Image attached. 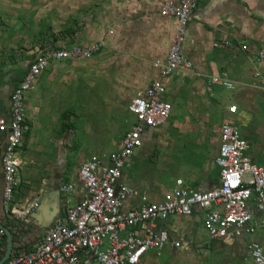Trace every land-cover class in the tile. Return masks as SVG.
I'll list each match as a JSON object with an SVG mask.
<instances>
[{"label":"rangeland","instance_id":"rangeland-1","mask_svg":"<svg viewBox=\"0 0 264 264\" xmlns=\"http://www.w3.org/2000/svg\"><path fill=\"white\" fill-rule=\"evenodd\" d=\"M178 1L23 0L26 13L21 18L28 20L26 32L35 35L38 49L74 45L99 49L88 60L50 68L44 74L48 79L44 90L39 79L35 89L41 92L39 113L28 120L22 148L26 152L28 147L31 163L26 160L21 176L27 170L33 176L44 174V162L60 152L68 165L66 175L71 176L84 158L116 150L130 127L129 98L180 31L174 18L160 17V9ZM196 7L181 47L191 66L173 75L170 117L146 143L147 151L125 170L135 187L144 189L140 193L155 197L172 189L177 180L199 189L211 187V175L218 172L213 163L218 128L232 105L245 117L234 124L248 141L249 157L264 166V103L256 92L241 89L248 83L255 55L264 53V0H196ZM222 66L230 73L227 90L209 82ZM258 69L264 73V62ZM21 176L18 173L19 180ZM27 189L21 178L20 196ZM186 220L187 228L190 218ZM197 228L182 231L190 240L187 252L164 248L150 254V264H250L243 242L213 241L201 225Z\"/></svg>","mask_w":264,"mask_h":264},{"label":"built area","instance_id":"built-area-1","mask_svg":"<svg viewBox=\"0 0 264 264\" xmlns=\"http://www.w3.org/2000/svg\"><path fill=\"white\" fill-rule=\"evenodd\" d=\"M196 0L167 2L160 16L174 18L177 32L163 59H155L156 77L144 88L135 91L128 111L131 127L122 137L117 151L92 155L85 159L75 179L59 187L68 197L81 190L79 200L66 205L64 213L41 235H33L31 216L39 207L38 199L18 200L20 163L17 151L26 130L24 96L31 91L50 63L66 60H88L98 51L97 45L86 48L70 46L40 50L10 95V118H0V134L4 138L0 155L2 171V211L0 224L12 235V250L1 264H140L150 251H162L167 245L186 251L189 243L173 238L156 222L171 217H189L202 212V228L211 240L241 239L251 264H264V247L254 240V215H264V168L251 164L248 142L228 118L219 129V146L214 164L219 177L215 187L196 191L175 181L172 189L159 200L143 194L132 202L134 189L122 180L129 158L142 148L148 130L160 129L167 122L172 106L163 100L166 81L180 68L191 65L181 52L185 27L196 11ZM229 46L230 43L226 42ZM246 49V47L244 46ZM264 62V53L254 57V64ZM254 87L264 95V76L256 68ZM211 84L231 88L227 73L212 77ZM236 106L227 113L235 115ZM65 198V202L68 200ZM6 249V237L0 228V260Z\"/></svg>","mask_w":264,"mask_h":264},{"label":"crops","instance_id":"crops-1","mask_svg":"<svg viewBox=\"0 0 264 264\" xmlns=\"http://www.w3.org/2000/svg\"><path fill=\"white\" fill-rule=\"evenodd\" d=\"M70 1H72V0H67V2H70ZM24 10L25 9H24L23 0H17V1L16 0H0V24H1V27H0V118H3L5 120H9V118H10V110H11L10 95H11L14 87L17 85V83L21 80V78L23 77V75L27 71L29 64L32 62V60L34 59L37 52H39L40 50H43V49H47V48H64L62 46H52V47L47 46L43 49H38L37 47H35L34 46L35 45V35H33V34L31 35L30 32H26V29L28 28V25H29L28 20H26L25 18L24 19L21 18L23 13H26ZM161 18L168 19V18H164V17H161ZM25 43H26V49H24ZM244 46L245 45H242V49L247 51V49H245ZM167 50H168V48H167ZM167 50H166V53H167ZM166 53H165V56H166ZM165 56L158 57V59H163ZM66 61H74V60H66ZM60 62H64V61H58V62L50 63L48 68L39 77V79L42 78L43 83H42L41 87L43 90L45 89L46 84L48 82V79H47V77L44 76V74L50 68L54 67L57 63H60ZM251 68H252V70L250 73V77L248 79V83H247V85H244L243 88H241V89L244 90L247 88V90H252V91L256 92L260 96V101L262 103H264L263 93H261L260 91H258L254 87L255 80L253 78V72L256 68H258V66L254 65ZM221 72L227 73V77L230 80V73H229L228 68L223 67V66L220 67L218 73L215 76L219 75ZM262 74L264 76L263 72H262ZM173 75H174V73L166 81V92L163 96V100L170 103L171 106H172V101L171 102L169 101V100H171L169 87H170V83L172 82ZM155 77H156V70L153 68V71H152L150 77H148L146 79V82H144L143 86L137 87L135 89V91L138 89H144L151 82V80ZM39 79H38L35 87L27 93L26 100L24 103L25 112H26V121H25L26 130H25L24 135H23L22 145L17 151L18 161L20 163V166H19L20 176H21V171L23 169V165H25L26 160L28 159V161L31 163V160H30L31 156L28 154L29 153L28 147H27L26 152H23L22 148H23V143L25 145V143L27 141V135L26 134L29 131L28 120L30 117H33L35 114L39 113V106L38 105H40V103H39V100L37 99V97H38V95L41 94V92L39 93V90L37 93L35 92V91H37L35 89H36L37 85L39 84ZM210 85L211 86H219V87L224 88L221 85L211 84V82H210ZM224 89H226V88H224ZM135 91H134V93H135ZM133 95L129 98V103L126 105L128 113H129L128 106L131 102ZM51 106L52 107H58L56 104H52ZM225 114L226 115L223 118V120L228 118L234 126H235L234 123L241 122L243 119H245L243 113H241L238 109H237V112L235 115H230L227 112ZM43 115H46V112H45V114L43 113ZM223 120H222V122H223ZM52 121H55V120H52ZM133 121L134 120H133V117L131 115V121H130V125H129L130 127H131V124L133 123ZM165 124H164V126H165ZM164 126H162L160 129H162ZM220 126L218 128V133H217L215 156L217 154V150H218V146H219V129H220ZM129 128H127V130ZM160 129L148 130L146 132L145 137L143 139L142 148L137 150L136 153L129 158L128 162L126 163V166L124 167L122 180L127 185L131 186L135 191V196H134V199L132 200V202L137 203L138 199H139V195H143V194L147 195L150 198V200L156 201V200H159L162 197V195L167 192L166 191L163 194H161L160 197H155L151 193H149V194H147L146 192L140 193V192L144 191V189H142V186L140 185V186L135 187L136 182H134L130 176H127L126 172H125L126 167L130 164V162L132 161L133 158H140L147 151L146 143L149 142L151 139H153V137H154L153 135L155 133L157 134ZM243 138L246 140L245 137H243ZM121 140H122V138L119 140V142L116 146V150H113V151L118 150L120 143H121ZM3 145H4V138L0 134V155H1L2 150H3ZM248 148H249V145H248ZM107 154H109V153L102 154V155H107ZM247 156H248L251 164H253L257 167L264 168V166L257 165L251 160V158L248 155V150H247ZM87 158H84L80 163H78L77 166H75V169L72 172V175L68 176V175H66V171H69V170H67L68 165L67 164L65 165V158L63 157V154L61 155V152H60V155L56 156L55 159L51 158V159H48L44 162V164H43L44 168L42 170V172L44 174H41L38 172L37 175L33 176L35 173L31 172L30 170H27L26 175L24 174L25 175L24 177L23 176L20 177V182H21V178H22L25 181V183L28 184V189H27L26 193H24L23 196H20V190H19V194L17 195L18 200L20 201V200L25 199V198H27V199L35 198V199H38V201H39L38 209L31 216V230H32L33 235L36 236V234L37 235L43 234V232L45 230H47L53 224L55 219L64 213V209H65L67 204L73 205L79 200V198L81 196V190L80 189H78L76 191V193H74L70 197L66 198L60 194L59 187L61 184L75 179L77 169L79 168L80 164ZM29 162H28V164H29ZM213 163H214V159H213ZM214 166H215V164H214ZM215 168H217V167L215 166ZM24 170L26 171V168H24ZM36 170H38V169H36ZM218 177H219V172H217L216 170L213 171V173L211 175V178L213 180V184L211 185L210 188H207V189H199L195 186H189L183 180L182 181H183L185 186H187L193 190L205 191V190L212 189L213 187H215L217 185ZM151 188H154V187L151 186ZM1 195H2V171H1V164H0V221L3 219V215L1 216V212H3L2 211ZM65 198L68 200L67 203L65 202ZM202 216H203L202 212L199 211L198 209H196L192 216H189V217H171L165 222H159V221L156 222V227H157V229L166 230L169 233V235L173 238L182 237L190 245V240L186 237V235H184L182 233V231H184V229H187V228L191 229L192 227H195L196 228L195 230H198L197 226H199V225L202 226ZM186 218H190V220H192V222L189 220V226L190 227H187V228L184 227V225H183V221H187ZM177 221H179L178 222L180 224L179 226H177V223H176ZM190 223H191V225H190ZM253 223L255 225V234H254L253 238L255 241H257L260 245H262L264 247V215L260 214V213L255 214ZM213 241H220V240H213ZM220 242H222V243L243 242L245 244V247H246V243L241 239L220 241ZM165 248L167 251L170 250L171 253L184 252V251H180V250H174L168 245ZM187 251L188 250H186V252ZM151 253L154 254L155 252L150 251V252L146 253L144 255V257L142 258L140 264H150L149 261H151V260H150L149 256ZM246 254H247V250H246ZM247 257L249 259L248 254H247ZM249 261H250V259H249ZM250 264H251V261H250Z\"/></svg>","mask_w":264,"mask_h":264},{"label":"water","instance_id":"water-1","mask_svg":"<svg viewBox=\"0 0 264 264\" xmlns=\"http://www.w3.org/2000/svg\"><path fill=\"white\" fill-rule=\"evenodd\" d=\"M0 228L4 230L5 237H6V249H5V253L2 259L0 260V264H1L3 261L8 259V257L10 256L13 242H12V235L10 231L6 227H3L1 224H0Z\"/></svg>","mask_w":264,"mask_h":264}]
</instances>
